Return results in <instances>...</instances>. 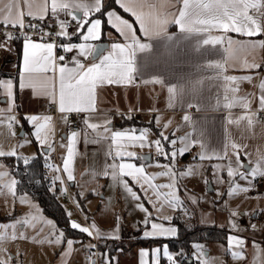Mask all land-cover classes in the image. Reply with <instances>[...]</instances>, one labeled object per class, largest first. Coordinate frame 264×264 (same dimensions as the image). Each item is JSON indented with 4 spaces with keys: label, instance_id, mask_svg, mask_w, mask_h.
<instances>
[{
    "label": "snow or ice",
    "instance_id": "1",
    "mask_svg": "<svg viewBox=\"0 0 264 264\" xmlns=\"http://www.w3.org/2000/svg\"><path fill=\"white\" fill-rule=\"evenodd\" d=\"M114 2L125 13L131 14L139 25L140 34L145 38V41L142 42L139 39L133 29V24L128 19L111 10L112 0H44L43 4L35 3L34 0H23V7L21 0H7V3L0 7V25L5 28L2 34L3 38L0 39V48L11 51L9 47L11 42L16 39L22 40L23 60L18 66L19 89H31L34 96L39 93L46 97L50 103H55L66 125L68 116L64 114L95 112V91L98 86L134 83L137 78H140L143 83H152L160 85L162 89L166 88L168 108L190 109L196 107L198 111L204 109L227 113L223 117L225 127L222 152L210 147L204 138L206 117L194 120L190 114L186 113L182 119L192 131L185 132L183 135H176L173 132L170 138L165 135L164 129H167L172 121L169 120L161 125V117L157 115L154 118V123L160 131L155 139H149L151 134L149 128H143L139 131L135 129L116 131L112 130L111 120L107 116L98 123L90 122L87 116L83 118V124L95 133L92 143H100L109 139L111 141V145L105 153L103 167L99 171H94L92 175L93 177L108 178L111 181L109 187L119 186L126 197L133 202L134 207L144 214L140 222L143 227L140 224L136 225L137 230L141 233L139 238L144 240L178 238L179 229L170 223L173 217L164 215L163 210L168 208L173 212H179L185 218H190L193 213L189 212V204L197 205L200 199L186 188L182 198L179 195L181 181L184 178L200 176L203 177L205 186L209 183L201 170L202 165L189 163L177 168V157H183L193 145H198L200 149L193 157L194 161L197 156L200 161H227V163L211 164V170L213 182L218 184L225 183L221 173L226 171L228 178L226 196L228 198L243 195L247 199V194L255 189V181L264 177V151L257 150L255 161L251 160L250 154L245 152V157L249 158L248 165H245L241 160L240 153L247 146L231 140L227 128V125H239L244 122L248 130H251L255 125L264 129V78H261L259 84L255 86L259 90L258 95L255 92H247L241 95L240 83L242 81L251 82L253 76L227 75L229 57H225L222 61L207 60L204 64H194L193 67L197 72H211L209 76H199L194 79L191 73L187 75L161 74L156 67V61L149 53L159 46L170 49L192 40H195L197 50L207 45H219L224 51L234 54L237 51L247 52L264 48V39L245 43L243 39L228 35V33H235L238 37L245 38L264 35V0H176V3L180 5L178 8L172 0H114ZM170 8L175 9V11H168ZM49 9L52 17L56 19L58 30L51 42H43V36L53 35L43 32V29H41V41H33L28 34H24V16L27 15L33 20L43 21ZM61 13L71 17L76 22L74 32L69 33L66 30L68 21L59 19ZM105 20L112 29L119 33L123 42H112L108 48H98L93 42L102 40L104 35L102 22ZM172 24L178 27V33H169L168 27ZM9 26L13 29L19 28L22 35L20 37L14 36L7 31ZM28 27L36 29L37 25L29 23ZM82 29L86 30L82 31ZM214 31L220 34L210 35ZM77 34H79V42H71V37ZM57 37L64 38L59 41V47L63 53H76L67 63H57V61L63 62L66 59L65 55L57 57L54 54V49L57 47ZM141 53L145 55H138ZM81 57L89 62L84 63ZM89 58L91 59L89 60ZM241 67L255 69L259 68L260 65L254 60L252 62L243 60ZM49 72L55 74L53 78L48 77ZM144 77H148V79H144ZM173 80H175L174 83ZM206 80L211 82L222 81V94L218 88L213 95L210 91L211 85L208 86V92L205 94ZM56 81H58V89ZM13 86L14 81L11 78L0 79V89H3L7 97L8 108L5 111L8 113L14 109ZM254 99L256 100L255 108H253ZM213 101L215 102L213 103ZM237 108L241 109V114L233 118L232 110ZM132 110L129 109V119ZM0 116H2L0 124L6 122L9 128L17 123L14 115L0 113ZM25 119L32 125L31 137H34L35 142L44 150L42 154L44 155L45 169L54 173L48 191H52L56 182L59 181L61 184L59 190L63 193L66 189L64 180L60 175V169L49 163V154L53 148L49 138L51 117L30 115L26 116ZM100 129L103 131L101 132ZM178 130L179 128H177ZM79 136V131H69L67 134V155L62 159V171L69 182L75 180L73 159L76 155L75 145ZM85 142H88L87 133L85 134ZM19 146L23 147V144ZM136 147L140 149L154 147L155 155L157 157L163 156L167 161L166 163L155 161V166L161 168L162 171L155 174L146 172L147 166L143 163L145 156L130 150ZM0 157L15 158L17 164L22 162L24 174L28 176L29 180L37 184L40 183L39 180H36V174L31 172V165L35 157L19 155L15 146L7 151L0 147ZM134 159L141 161V163L131 162ZM108 160H111V163H108ZM10 169V165H5L0 161V192L10 194L15 200L17 186L20 182ZM126 177L129 179H125ZM159 177H166L168 182L156 183ZM44 179H48V177H44ZM240 181L244 183L242 184ZM134 186L143 193V199L151 205V211L145 207L144 203L140 202L142 197L134 190ZM80 195L83 197V192ZM216 195L217 199H220L223 194L217 189ZM253 198L259 200L262 197L261 194L257 193ZM19 202L38 211V206L33 204L28 193L21 196ZM77 207L80 205L77 204ZM221 210L228 214L226 226L230 234L226 237L227 251L230 252L233 260H238L241 258V252L234 251L233 248L242 249L245 240L239 235L231 233L247 230L242 229L239 224L243 218L249 220V226L255 231L256 225L252 224L251 221L258 217L261 212H264V209L257 207L250 212L247 210L241 212L239 206L233 208L230 205V200L225 199ZM154 212L157 214L155 218H153ZM71 215L68 213L69 218ZM36 220L37 216L29 213L24 218H17L8 223L0 224V245L9 240L15 241L18 238L28 239L24 230L33 226ZM85 220H87V216H85ZM158 221H169V223L166 225ZM41 222L46 223L51 228L47 234V243L63 249L58 254L60 264H68L67 258L73 254L74 245L77 243H81L86 252L85 264H96V261L92 259L95 255L93 249L97 247L96 245L91 243L83 245L81 241L69 238L65 230L58 229L50 219ZM120 222L121 217L116 215L115 227L106 232H102L94 222L82 226L80 223L69 219L68 224L71 229L78 230V232L87 234L89 237L107 241L121 239ZM203 223L204 221H202ZM220 226L224 227L225 225ZM187 231H191V229L189 228ZM36 242L43 244L45 240L41 239ZM190 247L192 249L190 256L183 245L175 252L171 251L167 245L153 247L150 250L141 248L138 253L139 264H147L146 257L149 251L151 252V264H158L159 253H162L167 264H184L186 256L196 261L197 264H213L208 259L203 244L192 241ZM253 247L257 248L255 244ZM3 251L4 249L0 247V252ZM100 259L102 264H111L112 261V257L104 253L101 254ZM11 260V256L6 259L0 258V264H11ZM257 260L258 264H264V261L259 260L258 249Z\"/></svg>",
    "mask_w": 264,
    "mask_h": 264
},
{
    "label": "crops",
    "instance_id": "2",
    "mask_svg": "<svg viewBox=\"0 0 264 264\" xmlns=\"http://www.w3.org/2000/svg\"><path fill=\"white\" fill-rule=\"evenodd\" d=\"M35 3L43 4L44 0H34ZM173 3H176V0H172ZM7 3V0H0V7H3V5ZM115 3V2H114ZM116 5V4H115ZM21 6L23 7V0H21ZM118 8L119 6L116 5ZM180 5L179 3H176V7L178 8ZM122 12L123 9L119 8ZM36 11V9H33ZM111 10H114L117 12V14L121 15L123 18L128 19L130 23L133 24V29L137 33V36L139 39L143 42L145 41V38L140 34L139 25L135 22L134 18L131 16L130 13H125L127 16L122 15L117 9L111 8ZM168 11L173 12L175 9H168ZM98 15V14H95ZM25 17H28L25 15ZM45 17H52L51 10L45 14ZM55 19V18H54ZM60 20H66L72 22V29L68 31L69 33L74 32L76 27V22L71 19V17H68L61 13L59 15ZM106 28H104V25L102 23V28L104 35L102 37L101 41H94V44L105 42L107 44V48L112 42H123V38L120 37L119 33L115 31V29H112L105 20ZM86 29H82L84 31ZM169 33H178V27L174 24L169 25L168 27ZM219 32H212L210 35H219ZM78 35H73L71 37V42L78 43ZM229 36H232L234 38L243 39L245 43H248L252 40L259 41L261 39H264V35H258L256 37L251 38H245V37H238L235 33H228ZM2 35L0 39H2ZM64 39V38H62ZM39 42V41H37ZM48 42V41H43ZM11 51L5 50L4 48H0V70L3 73V77L0 79L7 80L11 78L14 81V109L11 113L6 112L5 110L8 108V105L6 103L7 97L4 94L3 89H0V113L3 115H14L17 120L21 121L22 125V131L23 135L25 134V131L31 132L33 130L32 125L25 119L26 116L30 115H40V116H49L51 117L50 125H49V131L52 127V134H53V148L51 153L49 154V160L52 161L53 167H56L55 159L51 158L53 157L54 149L56 151L57 156V162L60 167V175L61 178H63L69 185L70 193L73 199V202L80 213L81 216H95L98 214L101 210V202L107 199V196L111 195L110 197L113 199V195H115L117 202L122 197L123 190L119 186L109 187L111 184V181L106 177H93L92 173L94 171H99L103 164L105 163V153L108 151L111 141H101L100 143H92V139L95 137V133L91 130H81L80 136L77 139L75 149H76V155L73 159V172L75 176L74 181H67L66 176L63 174L62 171V159L67 155V134L70 131L68 128V124L66 125L64 122V119L62 117V114L58 115L56 118H54L50 113V107L52 105H56L55 103H50V101L44 97L41 96L39 93H37L35 96L31 89H24L20 90L18 86V80H19V64L22 63L23 60V45L22 40L16 39L11 42L10 46ZM75 52L69 53V60H71V57L75 55ZM138 55H145L143 53ZM154 60L156 61V67L160 70L161 74L167 75L168 73H177V74H184L187 75L189 73L192 74V77L195 79L199 76H209L211 75L210 71H201L197 72L195 67H193L194 64H204L207 60H216V61H222L225 57H229L227 61V75H236V76H244V75H251L253 76V80L251 82L242 81L240 83V94L243 95L247 92H255L258 95V88L255 87L259 84L260 79L264 78V48H258L254 51H237L234 54L224 51L221 46L216 45H207L201 47L199 50L195 48V40H192L191 42H184L181 45L176 46L175 48L165 49L163 46H159L157 48H154L151 53H149ZM91 58H89L90 60ZM81 60L84 63H88L89 61L84 60L83 57H81ZM248 60L249 62H252L253 60L260 65L259 68L255 69H245L241 67V61ZM9 66V68H8ZM49 78L54 77V73L49 72L48 74ZM144 79H148V77H144ZM173 83L175 80L172 81ZM56 87L58 89V81L55 82ZM211 85L210 91L214 95L217 92V89L219 88L221 94H222V81L217 82H211V81H205V89L206 93L208 92V86ZM167 92L166 88H161L160 85H155L152 83H143L140 78H137V80L134 83L129 84H104L101 86H98L95 91V112L90 113H84L85 116L89 117L90 122L92 123H98L102 122L103 118L107 116L111 120L112 130H125V129H135L139 131L143 128H149L151 130V134L149 139H155L159 135L160 129L157 128L156 124L154 123V118L159 115L161 117V125L166 123L167 119H174L176 121L174 125V130L176 135H183L185 132L192 131L191 128L187 126V124L183 121V116L188 113L192 116L194 120H200L201 118L206 117V123L204 124V138L207 141V143L210 145V147H214L219 151H223V143H224V127H225V121L223 117L227 115V113L223 111H211V110H197L196 107L193 108H168L167 107ZM215 101H213L214 103ZM57 107V105H56ZM256 107V100H253V108ZM129 109H133L131 111V118H128L129 115ZM58 110V109H57ZM241 114V109H233L232 115L233 118ZM84 116V117H85ZM150 120H153L150 122ZM177 128L179 130L177 131ZM229 138L237 143H240L242 145H246L247 147L240 153L241 160L245 165H248V159L255 161L256 160V153L257 150L264 151V129H261L259 125H255L251 130L247 129V126L244 122H241V124L236 125H227ZM166 129H164L165 132ZM102 132L103 129H100ZM172 131V132H173ZM87 133L88 136V142H85V134ZM155 137H152L153 135ZM167 132L165 133V135ZM195 135V133H194ZM34 146H33V152L30 154L31 156L27 157H34L40 154L39 149L41 148L38 143L35 142V139L33 140ZM55 144V145H54ZM42 149V148H41ZM43 150V149H42ZM133 151H136L138 155H144L145 160L143 163L147 166L146 172L149 174H155L160 172V168L155 166L154 161H162L163 159L161 156L156 157L154 159V147L148 148L145 147L143 149H140L139 147H136L135 149H130ZM199 146L193 145L191 149L184 154L183 158H188L190 154L199 152ZM44 152V151H43ZM247 152L250 154L249 158H246L244 153ZM22 156V155H21ZM154 159V160H153ZM196 160H199V157H196ZM209 161V160H204ZM50 162V161H49ZM108 163H111V160L107 161ZM136 164H140L141 161L139 160H133L131 161ZM211 163H227V161H217V160H211L209 161ZM224 176H227L226 171L222 172ZM47 176L49 180L51 181V176L49 174V171L47 170ZM129 179V178H125ZM129 183L131 184V181L129 180ZM156 183H162L161 177H159L156 180ZM240 183H243V181H240ZM60 182L57 181L55 186L59 187ZM261 189L262 187H258ZM54 189V188H53ZM134 190L138 192V194L142 197V201L150 207L151 205L148 204L146 200L143 199V193L139 190L138 187L134 186ZM53 191V190H52ZM102 191V192H101ZM255 191V189H254ZM264 191V190H263ZM83 192V197H81L80 193ZM101 193V194H100ZM108 193V195H107ZM181 193V190L179 189V195ZM252 193V192H251ZM113 196V197H112ZM100 198V200L98 199ZM77 204L80 205V207H77ZM168 209V208H165ZM150 210L152 208L150 207ZM74 211V210H73ZM169 211H172L169 209ZM75 212V211H74ZM173 212V211H172ZM66 213V212H65ZM76 213V212H75ZM175 213V212H174ZM77 214V213H76ZM67 215V214H66ZM78 215V214H77ZM175 215L173 214V219ZM212 217L213 215L210 214ZM79 217V216H78ZM202 218L200 215V220L198 221L197 225L200 226H216L220 228H225L227 230L226 221H227V215L226 212L219 215V218L221 220L219 222L214 223V220H210V218ZM69 218V217H68ZM84 218V216H83ZM73 220L71 217L69 218ZM80 219V217H79ZM172 219V222H174ZM257 219V217H256ZM81 220V219H80ZM257 220H261V218L258 217ZM54 221V220H53ZM75 221V220H73ZM202 221L204 223L202 224ZM77 222V221H76ZM80 224L82 226H85L81 221ZM220 225H225L224 227H221ZM178 228V226H177ZM102 232H106L103 228H99ZM73 230V229H72ZM78 232V230H75ZM252 230L247 229L246 232H251ZM80 233V232H78ZM137 232L130 233L127 231L121 232V239L119 240H107V241H101L99 242V248L100 252L105 249L109 248V252L116 251L119 248H122L125 252L130 249H134L139 246H132L131 243L134 240H137L140 236H137ZM84 234V233H80ZM87 236V234H84ZM228 235V233H227ZM89 237V236H88ZM227 237V236H226ZM71 238V237H69ZM91 239V237H89ZM125 239H129V242L127 243L126 247L120 246L115 247L112 246V244L122 243ZM77 241H80L79 238H73ZM92 240V239H91ZM226 239L224 242H205V244H221L226 245ZM66 246V241L64 242ZM78 244V243H77ZM74 245V249L76 248V245ZM217 245V246H218ZM220 247L210 249L207 252L208 257L211 255L214 258H223V256L226 258L228 255L227 252L224 250L219 249ZM262 249L264 251V243L262 246ZM63 249L60 248V250L55 254L53 257L51 264H60L59 261V252ZM244 251V250H243ZM264 255V252H263ZM71 256H69L68 264L71 260ZM132 261L134 258V255L131 256ZM218 260V261H219ZM192 261V260H191ZM101 263V262H100ZM193 263V261H192ZM160 264H166L164 261V258L160 260ZM215 264H221V261L217 262L215 261ZM222 264H226V260L222 261ZM233 264H253L251 256H247L245 258H240L238 260H234Z\"/></svg>",
    "mask_w": 264,
    "mask_h": 264
},
{
    "label": "rangeland",
    "instance_id": "3",
    "mask_svg": "<svg viewBox=\"0 0 264 264\" xmlns=\"http://www.w3.org/2000/svg\"><path fill=\"white\" fill-rule=\"evenodd\" d=\"M9 68V66H8ZM2 118V116H0ZM169 120L172 121V123L169 125V127L165 130V133L167 132L166 135H168L170 138L172 136V133L175 132L174 130V125L176 121L174 119H167L166 122ZM17 123L20 127L19 131L16 132L13 130V126L9 128L7 126V123L0 124V147L3 148V150L7 151L10 148L14 147L16 148V151L19 155L22 156H31L33 152V146H34V137H31L29 131H25L24 135H20V132L22 131V125L21 121L17 120ZM153 124V120H150ZM173 131V132H172ZM14 133L15 135H13ZM153 135V134H152ZM152 137H155L154 135ZM49 138L51 140V143L53 145V134H52V127L50 128L49 131ZM23 144V147H20L19 145ZM44 150L41 148L39 149L40 154L43 153ZM31 154V155H30ZM154 159L157 157L155 155V150L153 152ZM195 156L194 153L190 154L188 158H183L178 156L177 157V168H180L182 166H186L189 163H195L196 165L200 166L202 165L201 170L204 172V176L207 177L209 183L207 186H205L203 182V177L196 176L192 178H184L181 181V193L180 196L183 198L185 195V188L193 195H196L199 199L200 202L197 205H191L189 204V212L193 213V215L190 218H185L183 217L179 212H172L169 211V209H164L163 214L164 215H169L173 217V214L175 215L176 219L184 225L186 228L193 227L198 224V221L200 220V215L202 218H209L211 217L210 214L213 216L210 218V220H214L213 222L217 224L221 220L219 218V215L224 213L225 211H222V206L223 202L225 199L230 200V205L231 207L235 208L239 206V210L241 212H244L245 210L251 211L254 208H261L264 209V191L263 188L259 189L258 187H255V193H248L247 194V199L243 195L233 197V198H228L226 196L227 192V176H224L223 173H221L222 178L225 180L224 184H218L213 182L212 179V170H211V162L209 161H200V160H193V157ZM8 157H0V161H2L5 165V159ZM53 159V157H51ZM163 159L162 161H159L160 163H166L164 157L161 156ZM153 159V160H154ZM49 163H52L51 160H49ZM155 163V161H154ZM221 163V162H220ZM160 171L162 169L160 168ZM50 176L52 177L54 175L53 172L49 171ZM161 182L166 183L167 178L166 177H161ZM244 183V182H243ZM242 183V184H243ZM217 189L223 194L220 199H217L216 191ZM102 192V191H101ZM257 193L261 194V197L259 200L253 198L257 195ZM101 194V193H100ZM122 197L121 199L118 200L113 195V199L110 197L111 195L107 196V199L101 202V210L98 214L95 216H87L86 222L88 224L91 223H96L98 228H103L106 231L111 230L112 228L115 227V216L119 215L121 217V232L127 231V232H137L136 225L140 224V222L143 219V213L140 212L138 209L134 207L133 202L126 197L124 192H122ZM23 193L17 192L16 199L13 200V197L10 194H7L5 192H0V224L2 223H8L14 219L17 218H24L25 216H28L29 213H32L33 215L37 216V220L35 221L33 226H30L26 228L25 231V236L28 237V239H16L15 241L9 240L4 242L0 247L4 249L3 252H0V258L6 259L8 256L12 257L11 264H51V261L55 254L60 250L61 247L55 246V245H50L47 243V234L49 231H51V228L49 225L46 223H42L41 221H46L48 219L52 220L48 216H46L42 209L40 208L39 204L37 201L29 196V198L32 200L34 205L38 206V211H36L33 208H30L29 205L27 204H20L19 200L20 197L23 196ZM108 195V193H107ZM57 198L59 202L61 203L62 207L64 208L67 216L68 213H71V218L78 223L80 221L83 223L82 220L79 219L78 215L73 211V208L71 207L70 203L66 200H63L60 196V193H57ZM100 200V198H98ZM215 203H212V202ZM144 203L142 200L140 201ZM145 207H147L150 210V207H148L144 203ZM159 206V205H158ZM151 211V210H150ZM11 213V215H10ZM157 214L154 212L153 213V218H155ZM226 215L228 216L227 212ZM84 219L86 215H83ZM69 217V216H68ZM258 219V217H257ZM256 218L252 219L251 223L256 225V230L253 231L252 228L249 226V220L247 218H243L239 221V224L241 225L242 229H250L252 230L250 233L246 232L245 230H241L240 232H233L231 234L234 235H239L245 240V244L242 249H236L233 248L234 251H240L241 252V258H245L247 256H251L253 264H258L257 260V249L259 250V260L264 261V255H263V243H264V219L261 218V220H257ZM165 223L166 225L169 223V221H158ZM55 224V222L53 221ZM173 226L177 227V224L174 222H170ZM84 224V223H83ZM85 225V224H84ZM141 227H143L142 224H140ZM58 228V227H57ZM59 229V228H58ZM11 231V230H9ZM227 233H229V230L227 228ZM121 234V233H120ZM141 233L138 231L137 236H140ZM80 241L82 242L83 245H88V244H93V239L91 240L88 236L84 234H80ZM44 239L45 242L43 244L38 243L36 241ZM166 239H171V238H160L156 240H162L163 241ZM150 240V239H149ZM135 241V240H134ZM132 241V242H134ZM129 242V239H125L122 243H117L112 244V246L115 247H126L127 243ZM205 246V252L207 253L210 249H213L214 247H220L219 249L224 250L225 252L228 253L226 258L221 256L219 261L226 260V264H233L234 260L231 257L230 252L227 251V241L226 245H221V244H205V242H200ZM98 244V258L99 261L102 264V261L100 259L101 254H107L112 257L111 264H116L118 261V264H139V250L141 248L145 249H151L153 247H161L163 245H166V243H160V244H153L151 246H139L134 249L128 248L126 252L122 249L119 248L116 251L109 252V248H105L100 252L99 248V242L97 240ZM256 245L257 248H254L253 245ZM218 245V246H217ZM244 250V251H243ZM94 252V250H93ZM192 252V249L189 245V256ZM134 255L133 261L131 256ZM85 256L86 252L83 250L81 243H78L76 245V248L74 249V252L72 254L71 260L69 264H85ZM94 256L92 257V259ZM164 258L162 253L158 254V264H160V260ZM191 259V258H189ZM210 261L213 262V264L219 262L217 258H214L212 255L208 257ZM193 261V264H197L196 261L191 259ZM147 264H151V252L149 251L148 256L146 257ZM165 263L167 264V261L164 259Z\"/></svg>",
    "mask_w": 264,
    "mask_h": 264
},
{
    "label": "trees",
    "instance_id": "4",
    "mask_svg": "<svg viewBox=\"0 0 264 264\" xmlns=\"http://www.w3.org/2000/svg\"><path fill=\"white\" fill-rule=\"evenodd\" d=\"M111 8L117 9L122 15L127 16L122 12L112 0ZM104 28H106L105 21L102 22ZM4 75L0 70V78ZM35 160L31 165V172L36 174V180H39L40 183H34L29 180L28 176L24 174V165L21 163L17 164L15 158H6V165L11 166V171L14 173L15 178L20 182L17 186V192L19 193H28L29 196L33 197L43 213L49 218L53 219L56 226L59 229H63L66 232V235L71 238H79L80 233L72 230L68 224L69 218L65 213L64 208L57 198V193L59 194V187L55 186L53 191H48L50 180L44 179L47 176V170L44 167V158L42 155L34 156ZM174 223L177 224L179 229V237L162 240H144L138 238L131 243L132 246H151L153 244L166 243L169 249L175 252L181 245L187 251L189 250L190 242H224L227 236V230L225 228H220L216 226H200L195 225L189 227L191 231H187L184 225L179 223L176 217L173 219ZM184 264H193L189 256L184 258Z\"/></svg>",
    "mask_w": 264,
    "mask_h": 264
},
{
    "label": "built area",
    "instance_id": "5",
    "mask_svg": "<svg viewBox=\"0 0 264 264\" xmlns=\"http://www.w3.org/2000/svg\"><path fill=\"white\" fill-rule=\"evenodd\" d=\"M32 23L37 25L36 29H32L28 27V24ZM24 24H25V28H24V34H28L31 39L33 41H41L42 39V32L41 29H43V32L46 33H50L53 34L52 36H43V41H48L51 42L52 38L54 36V34L57 32V26H56V19L51 18V17H45L43 21L40 20H33L30 17H25L24 16ZM72 29V22L68 21V27H67V31H70ZM5 31V28L3 27V25H0V37L3 34V32ZM7 31L11 32L14 36L16 37H20L22 35L21 30L19 28L13 29L9 26V28L7 29ZM57 47L54 49V54L59 57L60 55H65L66 59L65 61L61 62V61H57V63H67L69 60V53L65 54L63 53L62 49L59 47V41L62 40V38L57 37ZM21 40V39H19ZM50 113L51 115L56 118L58 115H60L61 113L57 110L56 105H52L50 107ZM68 116V128L70 131H81V130H87V126L83 124V118L85 116L84 113H80V114H76V113H68V114H64ZM13 130L18 132L20 127L18 124L14 123L13 125ZM55 145V144H54ZM53 158L55 159V163L57 168L60 169L58 162H57V156H56V151L54 149L53 152ZM63 179V178H62ZM64 180V179H63ZM255 187H262L264 190V177L258 178L255 181ZM61 187V184H59V189ZM64 187H65V191L63 193L60 192V196L63 200H66L70 203L71 207L73 208V210L78 214V216L80 217V219L83 221V223L85 224V226L88 224L86 222V220L83 218V216L80 215V213L78 212L71 193H70V189H69V185L68 183L64 180ZM252 193L254 194L255 191L253 190ZM259 218L264 219V212H261L258 216ZM91 239H93V245H96L97 247L94 250V260L96 261V264H101L98 258V244H97V239L91 237Z\"/></svg>",
    "mask_w": 264,
    "mask_h": 264
},
{
    "label": "water",
    "instance_id": "6",
    "mask_svg": "<svg viewBox=\"0 0 264 264\" xmlns=\"http://www.w3.org/2000/svg\"><path fill=\"white\" fill-rule=\"evenodd\" d=\"M96 46H97L98 48H100V47L107 48V44H106L105 42L97 43ZM20 135H21V136L23 135V131L20 132Z\"/></svg>",
    "mask_w": 264,
    "mask_h": 264
}]
</instances>
